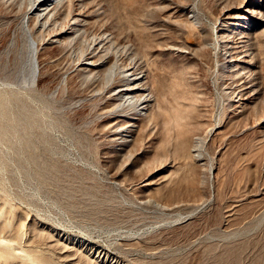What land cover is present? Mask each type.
<instances>
[{
  "label": "rangeland",
  "instance_id": "obj_1",
  "mask_svg": "<svg viewBox=\"0 0 264 264\" xmlns=\"http://www.w3.org/2000/svg\"><path fill=\"white\" fill-rule=\"evenodd\" d=\"M52 9L29 16L34 90L18 85L24 98L0 105L9 111L0 116V264H264V0ZM28 10L27 0H0L3 97ZM76 16L79 29L58 37ZM237 20L241 39L230 32ZM102 31L110 41L99 47ZM222 35L247 64L239 73L222 67ZM113 44L143 75L151 98L141 115L113 112L105 93ZM83 52L105 65L82 72ZM127 125L124 142L112 130Z\"/></svg>",
  "mask_w": 264,
  "mask_h": 264
},
{
  "label": "bare ground",
  "instance_id": "obj_2",
  "mask_svg": "<svg viewBox=\"0 0 264 264\" xmlns=\"http://www.w3.org/2000/svg\"><path fill=\"white\" fill-rule=\"evenodd\" d=\"M24 1H26V0H24ZM27 1L29 2V10L27 12L23 13L22 16H19V18L20 17L21 18H20V20L18 22V25H17V26H19V30H20L19 38H20V41L21 42H19L20 44L18 46H16V48H15V53H16V58L15 59L16 60H15V65L12 68L13 70L11 71V73L13 74L14 79L13 80H8L10 78L3 79V83L5 85H8V87L10 86L8 89H4L5 90V92H4L5 95L4 96L5 97H3L2 95H0V97L2 96L0 98V101H1L0 102V105L3 104L4 107H6V103H9L11 101H14V100H16V97H19L20 98V97H22L21 94H24V93L19 92V86L18 85H21L20 88H22L23 92H25V93H27L26 92L27 90L28 91L34 90L35 82H36L35 79L37 78L38 75H40V71H39V64L40 63H38V47L36 45V41H35V37H34V32H33L32 28L29 26V16H30V14H33L34 16L40 15V17L41 16L43 17V15H46V14L50 13L51 10L53 11L54 9H52V8H55V6L59 2H62L63 0H27ZM76 1H78V0H76ZM52 5H53V7H52ZM86 12H87V10H86ZM83 13H82V15H83ZM73 16H74V14H73ZM76 18H77V16H76ZM72 19L74 20L73 17H72ZM79 21H80V19L77 18L73 22L72 21L69 22V23H72V25L70 26V29L62 30V31L60 29L59 30L60 32L57 33V36L58 37H61V39L63 38V40H64V38H67V37H68V39H70L69 36L73 35L74 32H76L79 29ZM51 23H53V22H51ZM41 24H43V23H41ZM46 24H48V23H45V25ZM43 26H44V24H43ZM233 26L234 27L231 29L230 32L241 35V36H239V39H241V37H242V31H241V28L240 27L238 28V26H241V22H239L238 20L236 22L234 21ZM93 37H94V35H93ZM229 37L230 36L225 35L221 39L222 45L224 47V49L222 50V53H221L222 60H223L222 67L227 68V69H231L233 72L239 73L240 69L242 70L243 68H245L247 66V64L246 65H242V66H241V64H239L238 58L236 57V53H234L235 52L234 51V48L236 46H234L232 44L233 42L235 43V41H233V39L231 40ZM15 39H13V40H15ZM57 39H59V38H57ZM93 40L96 41V42L98 41V43L100 44L99 47L104 46L106 44L108 45V43L110 41L109 36L107 35L106 31H102V34L100 33V35L97 38H93ZM10 41H11V39H10ZM90 42H92V41H90ZM237 42H242V40H239L238 41V39H237L236 43ZM93 44H94V42H92V46H93ZM102 44H104V45H102ZM10 45H11V43H10ZM113 46H114V44H113ZM14 47H15V45H14ZM12 49H13V47H12ZM105 49H106V47H105ZM112 49L113 48H111V50ZM242 49H243V47H242ZM10 50H11V47H10ZM84 51H86V50L84 49ZM107 51H106V53H107ZM86 53L83 52L84 58L82 57L83 58V60L81 59L82 62L80 63L78 61L80 63V65H81V69H82L81 71L82 72H83V70L84 71H88V70H91L92 68H96V67L98 68V67H102L103 65H105L104 60H102L101 58L95 59L94 57H90V56H87V55L85 56ZM100 53H102V52H100ZM109 53H107L108 56H109ZM118 53H119V48L114 46L113 55H112L113 60L109 63V65L107 66L106 70L103 73V78H104V80L106 82V85H105L106 88H104L106 91L105 90L104 91H105V93H109L110 96H112L115 100H117V103L115 104V106L112 107V109L115 110L113 112L119 113V114H123V112H126L128 110H133L134 114L140 113V115H141V113L143 114L145 111H147V107L149 105L148 102L150 103V98H151V97L149 98V94L146 92V88L147 87L144 85L143 75H141V72L137 70L138 68H136L134 66H131V65H134V64H131V65H123L118 60L121 57V56L120 57L118 56ZM95 54H96V52H95ZM121 54L122 53L120 52V55ZM246 60H248V59H246ZM100 74L102 75L101 72H100ZM2 77L5 78L4 75ZM18 80L21 81V84L20 83H17ZM1 82H2V80H1ZM16 85H17V89L18 90H16L15 87H14ZM245 90H247V88ZM0 91H2V90H0ZM101 93H102V91H101ZM105 93H103V94H105ZM236 93H237V91H236ZM248 93H250V92H248ZM109 94H107V95H109ZM238 94L240 95L242 93L239 92ZM238 94H236V96ZM27 96H28V94H27ZM232 96H235V95H232ZM243 97H244V95H243ZM23 98L24 97H22L20 99H23ZM239 100L241 101V99H239ZM240 101H237V102H240ZM24 102H25V99H24ZM237 102H235V103H237ZM4 107H1L0 106V116H3L5 118V117L9 116V111L8 110L4 111L5 110ZM20 114H23V113H20ZM10 123H11L10 121H7L6 122V124H9V125H10ZM128 125L129 126H131V125L133 126L135 124L134 123H129ZM128 125H127V127L126 126H117L116 128H114V130H112L114 134L120 135V137L123 138V141L124 142H127L129 140L128 139V132H127L129 130L128 129ZM7 127H8V125H7ZM3 129H4V126H3ZM8 130L9 129H5V132H7ZM126 132H127V135H126ZM7 133L9 135V132H7ZM3 256L4 257H7L9 255L8 254H3ZM30 258H28V259H30ZM104 258H105V256H104Z\"/></svg>",
  "mask_w": 264,
  "mask_h": 264
}]
</instances>
